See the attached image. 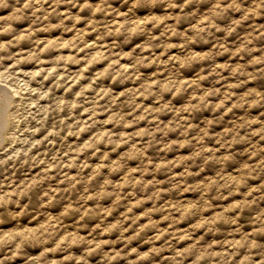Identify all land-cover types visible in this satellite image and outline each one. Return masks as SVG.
<instances>
[{"label":"rangeland","instance_id":"1","mask_svg":"<svg viewBox=\"0 0 264 264\" xmlns=\"http://www.w3.org/2000/svg\"><path fill=\"white\" fill-rule=\"evenodd\" d=\"M3 104L0 264H264V0H0Z\"/></svg>","mask_w":264,"mask_h":264},{"label":"bare ground","instance_id":"2","mask_svg":"<svg viewBox=\"0 0 264 264\" xmlns=\"http://www.w3.org/2000/svg\"><path fill=\"white\" fill-rule=\"evenodd\" d=\"M5 87V86H4ZM13 97V96H12ZM5 103V102H4ZM4 106L0 109V143L2 142L1 139V133L6 129V124H7V107L6 104H3ZM8 130V129H7ZM8 132V131H7ZM3 144V143H2Z\"/></svg>","mask_w":264,"mask_h":264}]
</instances>
